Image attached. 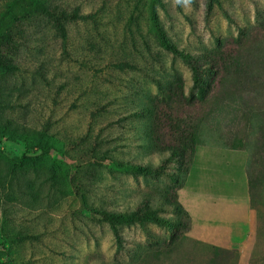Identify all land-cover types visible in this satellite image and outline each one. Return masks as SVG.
Instances as JSON below:
<instances>
[{
	"label": "rangeland",
	"instance_id": "rangeland-1",
	"mask_svg": "<svg viewBox=\"0 0 264 264\" xmlns=\"http://www.w3.org/2000/svg\"><path fill=\"white\" fill-rule=\"evenodd\" d=\"M54 2L81 11L66 37L37 18L23 37L29 44L16 51L18 69H0V264H160L169 253L161 243L185 229L166 201L172 175L184 173L175 158L162 162L168 154L153 146L150 114L135 106L155 92L152 69L175 74L185 98L192 73L159 47L154 21L174 47L196 56L222 46L240 58L258 36L252 62L264 64V0ZM228 81L194 142L244 150L251 191L264 202V83L245 97ZM128 108L138 115L123 118ZM145 205L168 222L120 218Z\"/></svg>",
	"mask_w": 264,
	"mask_h": 264
},
{
	"label": "trees",
	"instance_id": "trees-1",
	"mask_svg": "<svg viewBox=\"0 0 264 264\" xmlns=\"http://www.w3.org/2000/svg\"><path fill=\"white\" fill-rule=\"evenodd\" d=\"M4 6L0 9V27L4 33L0 34V69L7 72L16 71L19 67L18 60L15 59L16 51L23 46L28 45L29 41L23 37L29 33V27L33 20L43 18L44 27L55 30L63 38L66 37L67 25L69 20L79 17L80 9L69 10L65 5H60L54 0H3ZM85 19L93 18L94 15H82ZM155 19V18H153ZM154 30L159 47L170 53L174 57H178L189 67L192 73L191 92L188 97H184L180 79L172 74L168 77L163 71L152 69L149 73V80L154 84L155 92H146L143 94L145 101L142 106H135V109L141 113H148L151 117L150 122V138L154 148L160 152H167L168 158L162 162H171L172 158L179 163V170L184 173V178L179 180L178 175L174 174L173 180L175 185L169 189L173 192V197L169 202L172 207L171 211L177 215V220L174 222L178 226H184L185 229L181 236L175 237L171 244L154 243L160 247L168 248V255H161L159 258L167 257L172 254L176 245L179 244L185 236V233L190 227V217L178 202L177 193L183 187L188 172L190 170L195 147V131L204 121L209 112L211 100L216 96H220L228 80H233L234 89L245 97H251L255 93V83H264V64L255 65L252 62L253 48L260 41H255L258 36L249 38V46L244 49L240 58L236 55L226 54L225 50L221 49L209 54L199 56L185 54L174 47L158 25L154 21ZM264 32V27L262 28ZM258 43V44H257ZM257 44V45H256ZM156 62V61H155ZM126 63H119L118 67H127ZM256 71H261L262 74H255ZM235 73L236 76L232 74ZM195 91V94L192 93ZM141 104V103H139ZM138 104V105H139ZM137 111L130 108L124 110V117H133L138 115ZM126 114V115H125ZM128 115V116H127ZM117 167L126 168L131 172L138 173H155L160 172L158 167L154 171H149L146 166L142 165H120ZM248 178V175H247ZM249 194L251 206L258 212V229L264 234V202H259L255 199L250 188ZM146 210L143 213L135 212L128 216H121L124 221H141L150 219L154 222L166 223L167 220L161 219L156 215V212L150 206H144ZM114 218V217H113ZM115 222L118 218L113 219ZM181 234V233H179ZM165 245L167 247H165ZM160 249L158 247V252ZM160 252V251H159Z\"/></svg>",
	"mask_w": 264,
	"mask_h": 264
},
{
	"label": "crops",
	"instance_id": "crops-1",
	"mask_svg": "<svg viewBox=\"0 0 264 264\" xmlns=\"http://www.w3.org/2000/svg\"><path fill=\"white\" fill-rule=\"evenodd\" d=\"M248 155L223 145L197 144L178 202L190 217L169 264H264V234L251 206Z\"/></svg>",
	"mask_w": 264,
	"mask_h": 264
}]
</instances>
